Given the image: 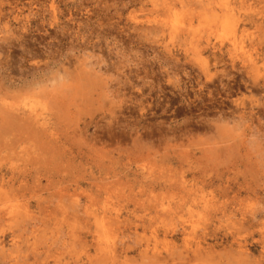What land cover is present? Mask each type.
Segmentation results:
<instances>
[{
	"label": "rangeland",
	"instance_id": "1",
	"mask_svg": "<svg viewBox=\"0 0 264 264\" xmlns=\"http://www.w3.org/2000/svg\"><path fill=\"white\" fill-rule=\"evenodd\" d=\"M0 264H264V0H0Z\"/></svg>",
	"mask_w": 264,
	"mask_h": 264
},
{
	"label": "bare ground",
	"instance_id": "2",
	"mask_svg": "<svg viewBox=\"0 0 264 264\" xmlns=\"http://www.w3.org/2000/svg\"><path fill=\"white\" fill-rule=\"evenodd\" d=\"M227 9H228V8H227ZM229 11H230V10H229ZM173 13H174V12H173ZM227 14H228V13H227ZM174 16H175V15H174ZM174 18H175V17H174ZM174 18H173V19H174ZM175 22H176V21H175ZM167 23H168V22H167ZM165 25H166V24H165ZM174 25H176V24L174 23ZM172 26H173V25H172ZM178 26H179V25H178ZM180 26H181V25H180ZM235 26H236V25H235ZM168 28H169V27H168ZM178 28H179V27H178ZM234 29H235V28H234ZM167 31H168V30H167ZM182 32H184V31L182 30ZM233 32H234V31H233ZM170 33H173V28H172V32H170ZM234 33H235V32H234ZM174 34H176V33L174 32ZM177 35H179V32H178V31H177ZM180 35H181V34H180ZM184 35H185V34H184ZM218 37H219V36H218ZM207 39H208V38H207ZM207 41H208V40H207ZM208 42H209V41H208ZM221 44H222V43H221ZM216 45H217V44H216ZM215 49H216V48H215ZM233 49H234V48H233ZM230 51H231V50H230ZM236 52H237V51H236ZM241 52H242V51H241ZM241 54H242V53H241ZM234 55H235V54H234ZM244 55H245V54H244ZM243 58H244V57H243ZM245 59H246V57H245ZM246 62H247V60H246ZM242 63H243V62H242ZM247 64H248V62H247ZM29 110H30V109H29ZM32 110H33V109H32ZM27 112H28V110H27ZM27 112H26V113H27ZM37 112H38V110H37ZM32 113H33V111H32ZM34 113H35V111H34ZM40 114H41V113H40ZM37 115H38V114H37ZM31 116H32V114H31ZM8 117H9V116H8ZM11 117H12V116H11ZM25 117H26V116H25ZM27 117H28V116H27ZM241 117H242V115H241ZM243 117H244V116H243ZM38 118H39V117L37 116V119H38ZM19 119H20V118H19ZM23 119H24V118H23ZM30 119H31V118H30ZM37 119H36V121H37ZM43 119L45 120V118H43ZM10 120H11V119H10ZM20 120H22V117H21ZM26 120H27V118H26ZM40 120H41V118H40ZM8 121H9V119H8ZM11 121H12V120H11ZM11 121H10V122H11ZM13 121H15V120H13ZM30 121H31V120H30ZM47 121H48V120H47ZM15 122H16V121H15ZM25 122H26V121H25ZM50 122H51V121H50ZM34 123L37 124V122H35V121H34ZM34 123H33V124H34ZM5 124H6V122H5ZM17 124H18V123H17ZM21 124H22V123H21ZM21 124H20V125H21ZM23 124H24V120H23ZM15 125H16V124H15ZM18 125H19V124H18ZM20 125H19V126H20ZM30 125H31V124H30ZM37 125H38V124H37ZM37 125H36V127H37ZM47 125H48V124H47ZM47 125H46V126H47ZM50 125H51V124H50ZM31 126H32V125H31ZM48 126H49V125H48ZM11 127H12V126H11ZM32 127H34V126H32ZM38 127H39V126H38ZM42 127H43V126H42ZM13 128H14V127H13ZM15 128H16V127H15ZM20 128H21V127H20ZM20 128H19V129H20ZM29 128H31V127L29 126ZM39 128H40V127H39ZM43 128H46V129H47V127H45V126H44ZM43 128H41V129H42L41 132H42V131H48V129H47V130H43ZM52 128H53V127H52ZM16 130H18V129H16ZM28 130H29V129H28ZM14 131H15V130H14ZM18 131H19V130H18ZM18 131H16V132H18ZM29 131H30V130H29ZM31 131H32V130H31ZM36 131H37V130H36ZM36 131H33V132H36ZM49 131H50V130H49ZM52 131H53V130H52ZM19 132H20V131H19ZM33 132H32V133H33ZM32 133H31V135H32ZM36 134H38V133H35V135H36ZM28 135H29V134H28ZM33 135H34V134H33ZM36 137H37V136H36ZM38 139H39V138H38ZM194 194H196V193H194ZM195 196H196V195H195ZM191 198H192V197H191ZM191 198H190V199H191ZM193 198H194V197H193ZM196 199H197V198H196ZM201 200H202V199H201ZM193 201H197V200H193ZM199 201H200V198H199ZM201 202H203V200H202ZM204 202H205V201H204ZM204 202H203V203H204ZM184 203H185V202H184ZM194 203H195V202H194ZM186 205H188V204H186ZM198 205H200V204H198ZM201 206H202V205H201ZM190 208H191V207H190ZM191 209H192V208H191ZM194 209H195V208H194ZM189 210H190V209H189ZM193 211H194V210H193ZM189 213H190V212H189ZM10 214L12 215V213H10ZM192 214H193V213H192ZM192 214H191V215H192ZM191 215H190V217H191ZM191 218H192V217H191ZM207 219H208V218H207ZM190 222H191V221H190ZM191 223H192V222H191ZM101 225H102V224H101ZM101 225H100V226H101ZM101 228H102V227H101ZM185 230H186V229H185ZM188 232H189V231H188ZM206 233H207V231H206ZM235 235H236V234H235ZM205 236H206V234H205ZM208 236H210V234H209ZM231 237H232V236H231ZM232 238H233V237H232ZM234 238H235V237H234ZM237 241H238V240H237ZM231 243H232V242H231ZM239 252H240V251H239ZM244 252H245V251H244ZM240 253H241V252H240ZM241 254H242V253H241Z\"/></svg>",
	"mask_w": 264,
	"mask_h": 264
}]
</instances>
